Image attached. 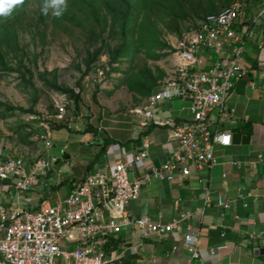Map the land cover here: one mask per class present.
Wrapping results in <instances>:
<instances>
[{
	"label": "built area",
	"instance_id": "1",
	"mask_svg": "<svg viewBox=\"0 0 264 264\" xmlns=\"http://www.w3.org/2000/svg\"><path fill=\"white\" fill-rule=\"evenodd\" d=\"M236 6L207 13L195 27L175 35L169 43L171 63L164 68L163 78L131 111L139 126L164 127L176 144L157 166L144 171L137 167L149 147L142 138L140 151L118 153L112 163L87 173L69 193L49 202L38 189L39 177L56 161L55 157L48 159L49 135L40 137L44 149L40 156L22 157L0 148V264H119L123 257L138 252L123 241L119 250L105 251L104 244L120 231L157 240L175 239L182 225L185 249L200 260L199 233L190 224L191 212L153 221L148 216H132L126 207L139 197L144 184L197 175L218 162L217 146L230 145V133L219 129L217 122L226 116L224 103L230 90L251 71L244 61L245 30L240 27L242 18ZM174 98L188 102L189 119L158 115L160 102ZM53 116L63 119V110ZM257 158L262 161L261 153ZM204 191L200 213L212 200L209 189ZM214 202L223 210L230 206L219 194ZM146 263L160 264V258L152 252Z\"/></svg>",
	"mask_w": 264,
	"mask_h": 264
},
{
	"label": "crops",
	"instance_id": "2",
	"mask_svg": "<svg viewBox=\"0 0 264 264\" xmlns=\"http://www.w3.org/2000/svg\"><path fill=\"white\" fill-rule=\"evenodd\" d=\"M250 20L248 25L242 20L241 27L245 30L244 61L251 71L232 87L224 103L226 116L217 122L219 129L227 130L231 135L230 145L219 146L221 149L218 154L215 153L220 160L217 163H220L221 169L211 175L210 169L214 164L204 173L200 171L188 178L177 179L173 176L169 180H152L143 185L139 197L127 206L132 216H148L153 221H168L181 211L192 213L190 224L199 233L200 260L194 259L182 243L181 234L185 230L183 225L178 229L175 239L167 237L157 240L152 236H140L143 241L140 249L143 248V253L139 255H150L153 252L160 258V264H264V252L259 251L264 247V21L256 16ZM185 101L181 98L162 100L158 115L176 120L188 117L182 105ZM129 116L127 114L123 117L128 119L129 127L135 125L137 131L134 133L131 128L125 129L130 133L127 136V142L130 141L128 150L105 133L114 129L110 123L116 119L108 115L100 116L98 126L104 132L99 133L95 129L84 133L96 145L88 154L91 159L86 162V158H83L84 170L77 171L79 176L76 182L72 183L69 190H63L62 195L59 190L64 180L59 178L56 181L53 191L58 194L49 202L69 193L87 173L101 168L109 160L112 163L118 153L128 152L130 147L132 152L140 151L142 138L148 141L149 147L142 160L136 164L141 171L157 166L174 150L176 144L168 138L164 127L152 125L148 134L140 136L149 125L141 127L136 119L131 120ZM245 123L250 124V134L242 130ZM132 132L135 137L131 135ZM137 138L139 139L136 141ZM258 153H261L262 161L258 160ZM231 160L236 164H231ZM222 173H225L224 177ZM205 188L209 189L212 200L200 213ZM218 194L229 202L228 208L223 210L215 204ZM134 235L137 233L122 231L120 236L127 243ZM173 245H176L175 249L172 248Z\"/></svg>",
	"mask_w": 264,
	"mask_h": 264
},
{
	"label": "rangeland",
	"instance_id": "3",
	"mask_svg": "<svg viewBox=\"0 0 264 264\" xmlns=\"http://www.w3.org/2000/svg\"><path fill=\"white\" fill-rule=\"evenodd\" d=\"M223 4H237L236 7L239 8L241 18L246 25L251 23L250 19L253 16L264 21V0H232L229 3L223 2ZM220 5L222 4L219 1L214 3L216 8ZM188 12L189 16L179 22L182 31L189 27L192 28L197 21V14L193 10ZM161 31V37L168 43L174 41L175 34L165 31V29ZM20 43L24 46L27 57L35 59V63H31V69L34 71V83L38 89L35 92L31 88L23 89L16 72L0 73V101L4 103V105H0V111L4 113V116L0 117V148L22 157L40 156L44 151L40 137L47 133L52 143V147L48 151V159L55 157L56 161L50 164V170L45 176L39 177L38 189L42 198L53 200L58 194L53 191V188L59 178L64 180H62L63 184L59 190L62 195L65 190H69L73 182H76L79 176L77 171L84 170L85 161L83 158H86L87 162L90 158L88 154L96 148V145L92 144L84 133H88L86 132L88 126L96 129L99 133L104 132L98 126L100 116L108 115L116 119L110 123L114 129L107 130L105 133L113 138L119 146L127 147L128 150L130 141L127 142L129 140L127 136L130 133L125 129L131 128L135 133L137 128L135 125L129 127L128 119L125 120L123 116L129 114L131 120H135L131 111L143 101L144 97L140 99V102H134L132 93L121 83L122 74L112 71L111 66L107 64L105 52L92 64L88 72L82 74L84 65H82L81 58L85 48V36L80 29H72L70 32L56 29L48 34L47 42L44 45H41L37 37L32 38L29 33H24L20 37ZM98 43L97 41L95 44ZM164 50L167 52L166 55L154 61L147 60V64L157 65L162 69L168 67L171 63L170 50ZM142 57L143 55L140 54L136 62H141ZM126 64V61L120 60L112 66L124 68ZM44 69L50 72L54 71L58 81L73 87L75 91H80L81 99L78 108L74 107L73 101L65 94L48 89L43 85L42 81L37 78L36 72ZM34 94L37 100L32 103ZM185 102L182 105L185 107L184 113L188 117L184 119H189L191 114L186 108L188 102ZM31 105L35 110L34 113L23 112L16 108L17 106L27 108ZM60 108L63 110L64 117L61 120H56L53 114ZM160 114L162 115V112ZM55 125H59L58 128ZM25 132L30 133L28 137H25ZM133 132L131 135L135 137ZM18 135L24 141L18 139ZM220 149L217 146L215 153L218 154ZM132 150L130 147L129 151ZM106 156L109 158L107 153ZM59 169L60 171H57ZM220 169V163H217L210 169V174L219 172ZM205 171L202 170L201 173ZM129 178L131 179V174H129ZM121 233L122 231L119 232V235ZM133 237L131 240L128 239L126 246L138 249V253L125 264H147L149 255H139L142 252L140 243L143 241L140 240L138 234ZM133 241L134 244H132Z\"/></svg>",
	"mask_w": 264,
	"mask_h": 264
},
{
	"label": "trees",
	"instance_id": "4",
	"mask_svg": "<svg viewBox=\"0 0 264 264\" xmlns=\"http://www.w3.org/2000/svg\"><path fill=\"white\" fill-rule=\"evenodd\" d=\"M217 1L222 4L218 8L214 6ZM231 1L63 0L64 6L61 10L60 0H20L9 12L0 14V73L16 72L21 80L20 86L23 89L31 88L35 92L38 88L35 86L34 71L31 69V63H35V59L27 57L24 46L20 43L22 34L29 33L32 38L37 37L41 45H44L48 34L56 29L68 32L72 29H80L85 36V48L81 58L84 65L82 74L88 72L92 64L105 52L107 64L111 66L112 71L122 74L120 77L122 85L132 93L134 102L138 103L142 97L151 93L157 81L165 74L161 67L147 64V60L154 61L166 55L164 49L171 50L168 41L161 37V30L165 29L180 36L182 28L179 22L189 16L188 11L193 10L198 20L205 14L226 6L223 2ZM57 12L59 15L56 14ZM97 41L99 43L95 44ZM140 54L143 55L142 61L137 63L136 59ZM120 60L126 61L124 68L112 66ZM36 75L48 89L65 94L73 101L74 107L78 108L80 91H75L73 87L58 81L54 71L44 69L36 72ZM36 100L34 94L32 103ZM0 105L4 103L0 101ZM16 108L23 112H35L33 105ZM2 116L4 113L0 111V117ZM55 126L58 128L59 125ZM152 128L153 126L149 125L140 136L148 134ZM94 130L88 126L86 132ZM242 130L250 134V124L245 123ZM29 134L25 132V137ZM17 138L24 141L19 135ZM103 151L104 146L101 148V152ZM121 242L122 238L119 235L117 238H110L103 248L106 252L111 248L119 250ZM135 256L133 254L123 257L119 264L128 263Z\"/></svg>",
	"mask_w": 264,
	"mask_h": 264
},
{
	"label": "clouds",
	"instance_id": "5",
	"mask_svg": "<svg viewBox=\"0 0 264 264\" xmlns=\"http://www.w3.org/2000/svg\"><path fill=\"white\" fill-rule=\"evenodd\" d=\"M20 0H0V14L9 12L14 4L19 3ZM63 0H60L61 10L63 9ZM59 15V12L56 13Z\"/></svg>",
	"mask_w": 264,
	"mask_h": 264
},
{
	"label": "water",
	"instance_id": "6",
	"mask_svg": "<svg viewBox=\"0 0 264 264\" xmlns=\"http://www.w3.org/2000/svg\"><path fill=\"white\" fill-rule=\"evenodd\" d=\"M260 252H264V247L259 249Z\"/></svg>",
	"mask_w": 264,
	"mask_h": 264
}]
</instances>
